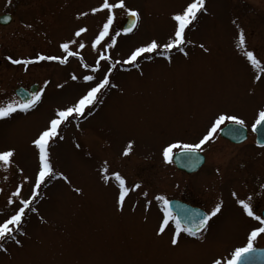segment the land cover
<instances>
[{"label": "rangeland", "instance_id": "rangeland-1", "mask_svg": "<svg viewBox=\"0 0 264 264\" xmlns=\"http://www.w3.org/2000/svg\"><path fill=\"white\" fill-rule=\"evenodd\" d=\"M101 2L0 0V14L12 16L9 24L0 25V104L20 101L14 92L18 86L37 84L36 91L45 88L34 108L0 119V148H17L15 165L0 168V218L13 211L7 198L24 175L30 180L23 184V198L30 195L38 163L31 138L46 125L56 107L72 104L93 83L82 78L72 81L70 75L91 74L98 81L135 47L152 38L165 41L173 27L171 14L187 0H125L127 8L138 10L140 19L132 32L117 37L114 47H108V40L99 49H107L111 60L101 61L96 72L82 68L76 57L69 58L66 65L41 61L26 67L6 59L31 58L37 53L62 55L59 44L74 39L77 43L71 49L79 51L85 63L94 65L98 53L91 41L107 13H91L90 9ZM206 6L207 14H201L186 30V39L193 42L185 44L190 58L173 50L171 64L155 55L151 60L140 58L139 69L134 64H117L109 75L119 89H104L91 115L70 118L62 125L64 139L50 147L52 162L74 186L82 187L83 195L71 191L59 178L47 180L32 204L47 222L41 223L36 214L27 211L22 224L26 235L16 233L23 247L7 241V252L0 251V264H209L214 257L229 259L236 247L246 244L259 222L252 218L245 224L231 212L226 200L200 240L181 238L177 247L170 246L171 225L162 236L155 235L163 215L161 202L154 200L158 194L183 196L207 210L217 196L226 198L233 192L264 196V149H253L251 137L231 146L216 136L202 146L205 164L188 177L162 158V146L176 140L197 142L221 111L241 117L246 127L264 105V0H206ZM82 11L88 15L78 18ZM126 16L124 10H115L112 34L122 29ZM29 24L30 28L25 27ZM237 25L244 31L245 49L261 60L260 68L253 67L244 49L237 47ZM80 26L87 32L76 38L73 33ZM80 41L84 49H79ZM201 43L209 53L197 47ZM45 80L50 81L47 86ZM57 84L63 87L57 88ZM130 139L133 149L124 156L123 148ZM104 161L109 174L119 171L129 187L141 185L129 194L122 213L114 207L117 182L113 178L105 184L100 179ZM249 169L252 179L246 175ZM146 200L152 201L147 211ZM251 223L252 228L247 227ZM260 241L264 234L253 244Z\"/></svg>", "mask_w": 264, "mask_h": 264}, {"label": "snow or ice", "instance_id": "snow-or-ice-1", "mask_svg": "<svg viewBox=\"0 0 264 264\" xmlns=\"http://www.w3.org/2000/svg\"><path fill=\"white\" fill-rule=\"evenodd\" d=\"M121 9L129 16V24L127 27L122 28L120 31L112 34L110 32L111 26L113 25L115 18V10ZM100 11H106V20L102 24L98 31V34L91 41L92 49L96 50L98 53V59L94 65H88L83 61V57L80 55L79 51H73L71 46L76 44L77 41L74 39H68L59 44L62 55H49L44 53H37L31 58H13L12 56L6 57V59L13 65H24L25 67L32 63H38L41 61L57 62L60 65H66L69 62V58L76 57L80 61L82 68L91 67L92 72H96L100 69L101 61H110V54H106L105 51H99L108 40L111 44L108 45L109 48L114 47L117 43V37L123 34H128L133 31L136 27L140 14L138 10L127 8L125 0H115V2H110V0H102V2L97 6L90 9L91 13H97ZM201 14H207L206 0H187L186 4L178 11H174L171 14L172 21V31L167 36L166 40L161 42L155 38L135 47L130 51L127 57L123 61H116L113 63L107 71L103 74V77L96 80V77L91 74L82 75L78 77L76 74H71L70 79L76 81L82 78L85 82H93L72 104L62 107H56L53 110L52 115L48 119L46 125L38 130L36 134L31 138L30 145L33 148L37 157V171L35 176L31 178L32 188L30 195L23 198L22 187L25 182H28L30 178L27 175L22 177L20 184H17L15 190L7 198V204L13 205V211L6 214L0 218V251L7 252L5 243L11 240L15 245L23 247L22 240L17 238L16 233L20 236L26 235L22 230V224L24 222V217L27 211H31L36 214L41 223H46L47 221L43 216L40 215L39 209L37 207H32L33 202L39 195V189L41 186L49 179L59 178L69 185L71 191L77 195H83V189L80 186H74L72 181L67 175L62 171H57L52 162L50 147L51 144L56 140H63L64 137L60 134L62 125L69 121L70 118H79L84 116L86 113L88 115L92 114V110L95 108L97 101L99 100L102 91L109 86L112 88L119 89V85L114 84L110 80V73L117 64H134L138 69L140 65L138 60L140 58L147 57L149 60L153 58V55L163 57L167 63L171 64L172 56L171 52L173 50H178L185 58L189 57V52L185 48V44H192L193 42L186 39V30L198 20ZM88 12H79L77 17H86ZM7 19V18H5ZM235 24L236 22L233 21ZM25 27L30 28L31 25H25ZM238 28L237 35V47L244 49V56L247 61L255 68L261 67V60L257 58L254 51L245 49V35L243 29ZM87 32V28L84 26L77 27L73 35L76 38H80L82 34ZM107 38V39H106ZM204 53H209L210 49L206 47L203 43L197 45ZM85 44L83 41L79 42V49H84ZM264 71V69H262ZM143 75L142 71L140 73ZM257 81L261 79L259 75L255 77ZM50 81L45 80L44 85L47 86ZM57 88L63 87V85L57 84ZM45 88L42 87L38 91L31 92L27 99L23 101L8 100L7 102L0 104V119L8 118L17 111L27 112L28 110L34 108L42 98ZM222 125H227V129L222 127ZM231 125L244 126L245 121L237 115H229L226 112L221 111L217 114L214 120L211 122L210 127L207 129L206 133L202 135L195 143H185L179 140L168 143L162 146V158L165 163L171 162L174 149H179V154L181 158H190L198 150L202 149L206 143L210 142L217 131H229V132H239V128H231ZM258 126H264V105L260 106L257 110L255 119L251 125L252 130L255 132ZM133 140H128L125 147L123 148L122 155L127 156L131 153L133 149ZM79 148L80 145L76 144ZM17 154V148L14 145H6L4 148H0V168L5 170L15 165V157ZM23 173V169H18ZM114 180L118 184L116 195L114 198V207L118 212H123L126 200L131 192H136L140 189L141 185L139 183H134L130 187L127 185L125 177L119 171H112L109 174V168L107 161L102 162L100 169V179L108 184L111 180ZM143 195L147 197V193L144 192ZM235 197L237 194L232 193ZM155 201L161 202L163 204V215L160 220L155 235L162 236L170 226V222L174 223V230L171 233L169 244L172 247H177L180 243L181 235L187 234L189 237H195L201 239V231H207L209 221L216 217L222 211L223 202L217 201L214 206L207 212L200 214L198 217L191 210H185V215L191 217L187 225L183 224L178 215H174L170 208V200L164 195L158 194L154 197ZM18 201V203H17ZM152 201H145V210H149ZM236 203L241 206L242 211L247 214V216L252 217L254 220L259 222V227H254L251 229L247 242L241 247H236L232 251L229 259L224 260L220 257H214L210 260L209 264H247L250 259V254L255 252L256 249L253 246V241L258 235L264 234V216L255 214L250 201L245 199H237Z\"/></svg>", "mask_w": 264, "mask_h": 264}, {"label": "flooded vegetation", "instance_id": "flooded-vegetation-1", "mask_svg": "<svg viewBox=\"0 0 264 264\" xmlns=\"http://www.w3.org/2000/svg\"><path fill=\"white\" fill-rule=\"evenodd\" d=\"M98 104V102L96 103V105ZM251 125H252V123H249V126H246V137H245V139L244 140H242V141H240V142H233V141H229L228 139H225V138H223V137H221L220 135H219V131H217L215 134H214V137L211 139V140H213L216 136V139L217 138H220V139H222L224 142H226V143H228L229 145H233V146H237V145H241V144H243V142L245 141V140H247V139H249V137H251L252 139H253V145L251 146L253 149H256V150H263L264 149V145H262V144H258V143H256V141H255V136H254V133H253V131H252V128H251ZM223 126V125H222ZM209 143V142H208ZM207 143V144H208ZM177 150H179V149H177ZM176 150V151H177ZM198 151H200V152H202L203 153V151H202V149L201 150H198ZM203 155H204V153H203ZM204 157H205V155H204ZM205 159H206V157H205ZM171 164H172V166L174 167V169L177 171V172H179L180 174H182L184 177H188V176H192V175H194V174H196L197 172H199L200 171V169L202 168V166L205 164V160H204V163L199 167V168H197L196 170H194V171H191V172H185V171H183V170H180V169H178L175 165H174V163L172 162V160H171ZM251 168V167H250ZM251 169H249V171H246V175H248V178L250 179L251 178ZM252 179V178H251ZM254 197H256V198H254ZM229 196V197H222V196H217V198H216V200H215V203L217 202V201H222V200H226V205L229 207H231V212L232 213H235V214H237L238 216H239V218H243V220L246 222L245 224H248V222H249V220L251 221V219H252V217H249V216H247V214L246 213H244L243 211H242V208H241V206L240 205H238L237 203H236V200L239 198V199H245L246 201H250V203H251V206L253 207V210H254V212H255V214H258V215H261V216H264V196ZM258 198V199H257ZM167 199H169V200H176V201H179V202H181V204H182V207H184V209L182 210L183 211V215H184V220L186 221V224H188L189 223V220L190 219H192L191 217H188V216H186L185 215V210H191V211H193L195 214H196V216L198 217L200 214H203L204 212H207V211H209V210H207L206 209V207L205 206H202L200 203H198V202H191V201H188L187 199H185L183 196H170V197H168ZM160 205H161V207H162V211H163V204L162 203H160ZM263 205V207H261L260 208V206H262ZM214 206V205H213ZM205 207V208H204ZM230 207H229V209H230ZM173 213V212H172ZM174 214V213H173ZM160 220H161V218L158 220V222H160ZM211 221H212V219L209 221V225H208V227L211 225ZM254 223V222H253ZM253 223H251V224H249V225H247V227L249 226L250 228H252V225H253ZM170 225L172 226V228H173V230H174V223L173 222H170ZM258 225H259V223H258ZM260 226V225H259ZM208 229V228H207ZM204 231L202 230L201 231V235H202V233H203ZM181 238L182 239H184V240H200V239H198V238H195V237H189L187 234H182V236H181ZM253 246H254V248H264V241H260V243H257V244H253Z\"/></svg>", "mask_w": 264, "mask_h": 264}, {"label": "water", "instance_id": "water-1", "mask_svg": "<svg viewBox=\"0 0 264 264\" xmlns=\"http://www.w3.org/2000/svg\"><path fill=\"white\" fill-rule=\"evenodd\" d=\"M7 18V19H5ZM11 15L9 13L0 14V25H7L11 21ZM129 24V16H127V20L123 25L124 27H127ZM37 88L36 84H32L29 88V91L24 89L23 87H18L15 90L16 95L23 101L28 98L29 94L31 92H34ZM225 129H227V125L224 126ZM231 128H239V132H229L227 130L225 131H219L220 135L224 138H227L230 141L233 142H240L245 139L246 137V130L245 127L239 126V125H231ZM254 132V131H253ZM255 134V141L258 144L264 145V126H258L257 131L254 132ZM173 163L175 166L185 172H191L196 170L204 161V157L201 153L198 151L192 155L190 158H181L179 151L174 153L172 158ZM170 208L175 213V215H178L182 221L183 224H186V221L184 220L183 215V209L182 204L177 201H170ZM256 251L250 254V259L247 261V264H264V248H255Z\"/></svg>", "mask_w": 264, "mask_h": 264}]
</instances>
